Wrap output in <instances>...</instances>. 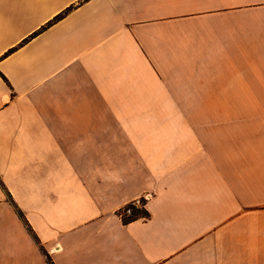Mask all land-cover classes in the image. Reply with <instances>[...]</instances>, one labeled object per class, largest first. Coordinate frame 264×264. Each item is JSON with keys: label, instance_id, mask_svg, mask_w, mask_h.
Returning <instances> with one entry per match:
<instances>
[{"label": "crops", "instance_id": "crops-1", "mask_svg": "<svg viewBox=\"0 0 264 264\" xmlns=\"http://www.w3.org/2000/svg\"><path fill=\"white\" fill-rule=\"evenodd\" d=\"M0 264H264V0H0Z\"/></svg>", "mask_w": 264, "mask_h": 264}, {"label": "built area", "instance_id": "built-area-1", "mask_svg": "<svg viewBox=\"0 0 264 264\" xmlns=\"http://www.w3.org/2000/svg\"><path fill=\"white\" fill-rule=\"evenodd\" d=\"M148 196H145L144 198L135 200L134 202H132L131 204H129L128 206H126L119 214L120 218L126 219V218H131L134 216L135 211L138 210H144L145 207V202L147 201ZM145 218V217H144Z\"/></svg>", "mask_w": 264, "mask_h": 264}, {"label": "trees", "instance_id": "trees-1", "mask_svg": "<svg viewBox=\"0 0 264 264\" xmlns=\"http://www.w3.org/2000/svg\"><path fill=\"white\" fill-rule=\"evenodd\" d=\"M18 215L22 218V215L20 213H18ZM138 216H142V217H145L147 218L148 217V214L144 211V212H139V211H135L134 213V216L131 217V218H126V219H123V223L126 224L134 219H136ZM48 259V258H47ZM48 261L50 262V260L48 259Z\"/></svg>", "mask_w": 264, "mask_h": 264}]
</instances>
